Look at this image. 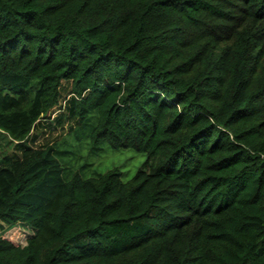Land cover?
Segmentation results:
<instances>
[{
  "label": "trees",
  "instance_id": "1",
  "mask_svg": "<svg viewBox=\"0 0 264 264\" xmlns=\"http://www.w3.org/2000/svg\"><path fill=\"white\" fill-rule=\"evenodd\" d=\"M0 132V264H264V0H0Z\"/></svg>",
  "mask_w": 264,
  "mask_h": 264
},
{
  "label": "rangeland",
  "instance_id": "2",
  "mask_svg": "<svg viewBox=\"0 0 264 264\" xmlns=\"http://www.w3.org/2000/svg\"><path fill=\"white\" fill-rule=\"evenodd\" d=\"M60 113L61 110L59 109H54L50 112V117L47 120L45 119V124L38 128L39 135H37V138H35L34 142L31 139L30 143L32 145L56 144L64 146L66 141L73 143V149L76 150L68 148L69 151L64 155L65 161L76 167L87 163L83 165V168L88 175L94 172H105L109 169L118 168L122 173V178L127 180L135 174L138 167L143 163L145 155L131 148L115 149L106 145L102 151L95 155H91L87 145L83 144L81 149H79V146L76 148L74 145L76 144V139L70 127H75L77 122L75 119H68V123H62V116L59 118ZM0 149L10 154H19L21 152L17 142L1 132ZM62 150L64 149L62 148Z\"/></svg>",
  "mask_w": 264,
  "mask_h": 264
}]
</instances>
